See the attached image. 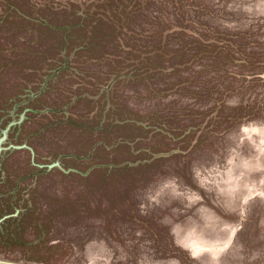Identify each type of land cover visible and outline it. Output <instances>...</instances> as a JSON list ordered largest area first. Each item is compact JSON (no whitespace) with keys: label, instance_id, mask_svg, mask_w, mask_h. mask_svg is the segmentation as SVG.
Returning a JSON list of instances; mask_svg holds the SVG:
<instances>
[{"label":"rangeland","instance_id":"rangeland-1","mask_svg":"<svg viewBox=\"0 0 264 264\" xmlns=\"http://www.w3.org/2000/svg\"><path fill=\"white\" fill-rule=\"evenodd\" d=\"M79 1L91 2L0 0V47H24L25 38L59 51L67 38L69 50L83 30L63 35L34 20L77 21L68 15ZM95 10L124 21L121 39L85 51L97 60L78 68L82 76L62 73L59 86L77 78L112 85L106 120L121 106L115 123L128 145L94 147L95 159L79 170L43 171L25 231L0 239V264H264V0H105ZM164 36L166 48L155 49L179 53L151 50ZM129 47L154 51L150 76L109 80L125 63L118 58L138 56ZM16 73L2 70L0 90ZM133 120L134 144L126 135ZM100 125L91 143L101 139ZM54 141L69 152L86 140L73 130ZM43 142L40 155L53 145Z\"/></svg>","mask_w":264,"mask_h":264},{"label":"flooded vegetation","instance_id":"flooded-vegetation-1","mask_svg":"<svg viewBox=\"0 0 264 264\" xmlns=\"http://www.w3.org/2000/svg\"><path fill=\"white\" fill-rule=\"evenodd\" d=\"M103 1L105 2V0H91L87 7L84 6L86 1H79L80 6L77 3L78 5L72 7L71 15H68L73 19L76 18L77 21L69 24L54 26L42 20H34L54 31H61L63 35L72 29L83 30L85 36L78 38L80 42L69 50L66 47L67 38H65L67 45L59 51L39 49L34 44L36 42L25 38H21L24 47L10 49L0 47V74L7 68L10 72L17 71L16 74L11 75L12 83L10 84L11 80H8L7 88L0 90V239L19 238L25 231L26 218L33 216L36 209L34 199L37 196L38 177L43 171L59 169L60 166L66 170H79L81 164L87 165L91 159H95L97 149L94 147L105 148L107 142H109L108 147H111L112 141L116 142L115 147H117L124 144L122 140L128 142L121 136L120 126L117 127L121 124L115 123V120L121 118L120 113H117L121 106L117 108L112 106L113 120H106L105 110L110 105V99L115 98L113 93L115 89L112 85L105 90V87L85 83L77 78L81 82L78 81L75 86L70 83L64 88L65 90L59 86L62 73H72V76L65 74L64 77L82 76L80 67L88 65L89 59H94L93 55H85V51L90 52L92 47L101 48L99 43H104L103 41H120L118 32L124 29V21L119 22L113 17L96 14L98 11L95 7L98 9L99 3L101 6ZM95 3L98 4L94 6ZM74 11L75 14H72ZM105 24L109 27L107 31L101 30L106 28ZM127 51L137 53L138 56L128 59L117 57L125 63H121L118 69L110 73L109 80L115 77L122 80L130 79L136 77L132 76L133 72L137 71L139 74L151 71L148 65L152 64V59H149L148 55L154 51L145 52L131 47ZM5 53L12 57H3ZM18 54L19 57L16 59L15 56ZM80 59L83 61L78 63ZM142 63L146 64V67L139 68ZM83 71L88 72L85 69ZM85 78L91 80V77ZM9 87H11L10 91ZM91 87L97 90L89 93L87 89ZM81 102L85 104L79 109ZM91 103L94 107L89 110ZM104 113L106 117L104 123H101ZM125 118H128L127 115L123 117ZM106 122L109 123L107 126ZM132 122L129 129H126V135L133 137L129 141L134 144L133 142L137 141L135 134L139 124L137 120ZM99 124H101V139L91 143L90 134ZM141 126L148 127L146 123H141ZM73 130L78 134L82 133L86 141L77 143L73 151L64 152L62 149L68 147V144L61 145L53 140H58L61 136L63 138ZM43 141L53 145L49 146L52 147L49 153L40 155L39 147L46 144Z\"/></svg>","mask_w":264,"mask_h":264},{"label":"trees","instance_id":"trees-1","mask_svg":"<svg viewBox=\"0 0 264 264\" xmlns=\"http://www.w3.org/2000/svg\"><path fill=\"white\" fill-rule=\"evenodd\" d=\"M72 14H75V11L72 13ZM165 30H168V29H165ZM164 30V31H165ZM166 36H164V37H160L158 40H156V41H154V44L151 46V47H153L152 48V50H156L155 48H157V49H164L165 48V45H167L168 44V42H169V40L167 39V38H165ZM219 41H221V40H219ZM200 46H205L206 48H209V49H213L212 48V45H209V43H202ZM151 52V51H150ZM180 52V49L179 50H174V51H167V52H165V51H159V50H156L155 51V53H156V55L157 56H159V57H161V55H166V56H169V57H172V56H174V55H176L177 53H179ZM184 64V63H183ZM176 65H178V64H174V65H172L171 67H172V69L174 68V66H176ZM182 64H180V66H181ZM160 68V67H159ZM159 68H157V69H159ZM163 69H165V67H162ZM157 69H154V75H159L160 73H162V70H157ZM149 72H141V73H139V74H137V77H142L143 79H145V78H147L148 76H150L149 74H148ZM183 82V81H182ZM182 82H180V83H182ZM201 88V87H200ZM201 90H204L205 91V95H208L209 93H210V89H201ZM229 117H231L232 118V116H229ZM233 119V118H232Z\"/></svg>","mask_w":264,"mask_h":264},{"label":"snow or ice","instance_id":"snow-or-ice-1","mask_svg":"<svg viewBox=\"0 0 264 264\" xmlns=\"http://www.w3.org/2000/svg\"><path fill=\"white\" fill-rule=\"evenodd\" d=\"M247 131V130H246ZM255 131V130H254Z\"/></svg>","mask_w":264,"mask_h":264},{"label":"water","instance_id":"water-1","mask_svg":"<svg viewBox=\"0 0 264 264\" xmlns=\"http://www.w3.org/2000/svg\"><path fill=\"white\" fill-rule=\"evenodd\" d=\"M49 166H51V165H49Z\"/></svg>","mask_w":264,"mask_h":264}]
</instances>
